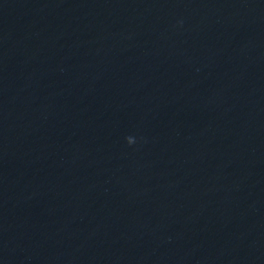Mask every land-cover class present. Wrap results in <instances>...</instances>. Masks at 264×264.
<instances>
[{"label": "water", "instance_id": "1", "mask_svg": "<svg viewBox=\"0 0 264 264\" xmlns=\"http://www.w3.org/2000/svg\"><path fill=\"white\" fill-rule=\"evenodd\" d=\"M0 264H264V0H0Z\"/></svg>", "mask_w": 264, "mask_h": 264}, {"label": "clouds", "instance_id": "2", "mask_svg": "<svg viewBox=\"0 0 264 264\" xmlns=\"http://www.w3.org/2000/svg\"><path fill=\"white\" fill-rule=\"evenodd\" d=\"M127 140H128L129 143L133 142L129 137H127Z\"/></svg>", "mask_w": 264, "mask_h": 264}]
</instances>
